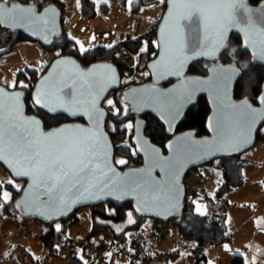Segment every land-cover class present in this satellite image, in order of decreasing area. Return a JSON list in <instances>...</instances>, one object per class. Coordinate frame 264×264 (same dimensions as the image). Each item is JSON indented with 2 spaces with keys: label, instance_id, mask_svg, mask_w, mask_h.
Segmentation results:
<instances>
[{
  "label": "water",
  "instance_id": "water-1",
  "mask_svg": "<svg viewBox=\"0 0 264 264\" xmlns=\"http://www.w3.org/2000/svg\"><path fill=\"white\" fill-rule=\"evenodd\" d=\"M243 2L249 10L246 14H250L254 21H259V18L264 15V0L257 5H251L249 0H243ZM12 3L25 5L20 1ZM30 5L37 8L33 4ZM39 12L42 14V22L37 21L32 24H25L23 27L13 26L11 29L0 27L9 32H20L30 40L39 43L42 47H47L55 39H58L62 33L61 11L55 5L50 4L43 7ZM262 26L264 25L257 22L256 28H261ZM246 31L257 40L264 38L256 31L248 29L246 25L239 24L238 27L230 29L226 34L227 39L224 47L215 56H208L187 51L192 40V32L185 28L182 37L185 45V59L180 77L168 76L165 79H160L157 76L153 65L159 62V58L164 51L163 48L157 47L156 56L146 66L151 81L129 86L122 94V100L127 103L131 113L136 116L133 121V132L130 140L135 153L142 159L141 165L128 167L123 170L114 163V147L105 128L108 113L103 107V102L107 96L121 88L117 66L111 62L104 61L83 67L71 56L63 55L54 58L46 71L33 85L31 102L37 109L49 116H53L46 109L33 103L34 99L43 91L54 86L59 87L62 82L71 83V81L66 80L67 77L77 81V88L83 80L94 81L95 91L98 93L96 101L98 133L101 137L98 149L99 155L103 160H106L107 168L112 169V172L108 175L116 183H104L97 187H91L89 190L74 191L65 189L58 193L53 191L50 193V198L45 197L42 195L45 189L33 187V181L30 176L18 175L20 168L16 158L6 154L3 159H0V166L7 171L12 180L24 182L21 193L14 202L16 211L28 219L37 220L42 224H51L68 218L78 209L112 201L119 204L130 202L133 212L139 217L154 219L162 224L178 218L182 213L186 196L184 179L188 171L203 166L217 158L241 155L256 143V133L264 124V119L258 120L251 126V130H248L232 118L242 110L246 100L251 103L246 98L235 99L233 97L235 83L240 77V71L234 63H212L208 66L207 74L204 76L188 73L189 66L198 60L217 61L220 55L228 48L231 34H235L240 38L241 49L249 53L252 62L264 67V61H261L258 49L253 48L251 45L246 46V41L248 40V36L245 35ZM155 37L156 46L161 42H165L170 48L179 39L174 30L173 21L168 16L167 0L165 9L156 26ZM175 54L173 52V55ZM229 75L231 78L227 79L226 88L215 89L207 85L194 84L198 91L191 101L184 104L181 109V115L175 120H170L166 111L155 102L154 97L159 92L175 90L176 94L180 95L183 87L189 82L212 81L215 78L228 77ZM169 81H172V83L164 86ZM261 91H264V80L261 84ZM0 92L4 93L5 98L8 96H19L22 132L27 129L30 134L35 136L37 133H47L62 126L69 129L92 127L87 116L70 117L67 114L57 113V116H65L70 121L45 130L39 117L26 113L23 91L18 89L8 90L0 85ZM200 96L205 98L209 108L205 121L207 135L197 137L193 130L174 134L176 126L181 122L186 111L197 102ZM218 97H223L227 103L234 106L230 110V117L226 120L224 119V114L218 111ZM252 106L259 111H264V105L257 103ZM144 114L154 117L164 127L165 134L171 136L165 143V152L159 146L153 144L149 137L145 135L144 131L147 123L141 117ZM76 119L82 121H75ZM33 120L40 121L39 126L29 123V121ZM220 121H223V127H218V122ZM162 161H171V167L167 170H162L161 167L157 166ZM132 181H140L141 185L137 186ZM143 181L153 185L155 191L150 193L144 187ZM122 182H127V184L118 187L117 185H121ZM99 240H102V235L99 236ZM89 242L94 243V246L98 245V241L94 242L93 239Z\"/></svg>",
  "mask_w": 264,
  "mask_h": 264
},
{
  "label": "trees",
  "instance_id": "trees-1",
  "mask_svg": "<svg viewBox=\"0 0 264 264\" xmlns=\"http://www.w3.org/2000/svg\"><path fill=\"white\" fill-rule=\"evenodd\" d=\"M15 1H20L24 4L26 2L27 4H33L38 10L53 4L61 11L62 33L60 37L55 39L49 46L43 47L49 52H57L58 55L52 57L48 62L41 61L36 67L25 66L22 70H19L15 74L16 86L13 88L23 91L26 113L39 117L42 120L45 130L70 121L68 118L61 115L54 119L53 116H49L34 107L31 102L33 85L46 71L54 58L63 55L71 56L83 67H87L96 62L107 61L115 64L119 73H122L126 68L122 63H117V60L124 52H129L137 56L135 67L137 72H147V63L156 56V28L149 29L136 38L123 40L111 47L97 46L80 52L75 41L71 39L63 29L65 17L62 13L63 4L59 0H10V3ZM261 1L263 0H249V3L251 5H257ZM149 2L150 0H132L130 2V10L132 13H136L141 7L146 5L149 6ZM78 3L79 15L81 18L92 19L96 16L95 0H79ZM124 3L125 1L122 2L123 5ZM163 6L165 9V3ZM101 10L106 12L105 5L101 6ZM23 40L30 39L20 32H9L0 27V58L9 52L13 45ZM218 62L234 63L238 67L240 77L235 83L233 97L235 99L246 98L252 103L251 98L257 95L261 89V84L264 80V67L254 64L249 53L241 49L240 38L237 35L231 34L228 41V48L220 55ZM211 63L213 62L198 60L190 65L188 73L204 76L207 74V68ZM238 81L240 84L244 85L243 92H241L237 86ZM21 82L23 85H26V87L21 86ZM130 83L133 82L130 81L129 83L122 84L121 89L126 88ZM114 102L116 111L115 113L109 114L108 120L112 129H107V127H105L110 139L115 144L114 163L122 170L128 167H136L141 163L140 156L135 154L130 142H128V144H123L125 139L129 136L125 123L131 119L132 116L127 106L120 99L119 92L115 95ZM208 111L209 108L205 98L200 96L197 102L188 110L185 119L179 125V130L193 128L197 136L204 135L206 133L204 122ZM145 120L147 122L145 135L148 136L153 143L162 147L167 140L163 127L149 114L145 116ZM262 139H264V131H261V128H259L256 133V141ZM117 158L125 160L126 163L121 165L117 164ZM244 165L245 160L239 155L217 158L201 167L189 170L185 176L186 179L193 172H195L198 177H204L202 172L204 167H212L219 173L220 183L212 196L204 195L205 213L203 215H199L195 212L193 203L195 196L188 195L186 189L187 194L184 199L181 215L168 222L176 228L178 236L187 239V241L191 243L192 246L185 251H181L179 248H174L168 252L151 250L147 246V241H153L154 239L151 238L150 234H147V230L151 231L154 225H166L168 223L162 224L154 219L139 217L133 212L130 202L119 204L109 201L97 206L88 207L91 221L89 232L86 235L87 243L94 249L101 248L111 251L119 248L121 251L126 243L129 242L131 254L127 264H172L183 255L194 256V264H199L205 259L204 249L219 247L228 240L227 212L226 209L221 206L220 201L223 196L240 188L245 183L243 174ZM17 183H21V185L16 187L15 185ZM23 186V181H14L12 179L11 182L0 181V219L5 217L10 218L21 226L27 223L29 219L21 216L14 207V202L19 197ZM4 192L9 194L7 200L3 198ZM76 212L77 211L66 219L73 218L75 222L77 219ZM129 213L131 214L130 216ZM148 221L153 225L150 229L149 226L146 225ZM43 225L45 229L38 233L37 238L44 247L45 258H55L59 255V251L63 250L68 264H84L83 261L77 258V249L70 244V240L66 237L65 231L62 228L57 230V227H55L53 223ZM150 231L148 233H150ZM106 232L110 235L108 240L104 236ZM129 232H134L135 235L128 241L127 233ZM100 235L104 237L102 240H99ZM91 239H93L94 242L98 241V245L94 246V243H89ZM230 264H244L243 257L241 255H234L231 258Z\"/></svg>",
  "mask_w": 264,
  "mask_h": 264
},
{
  "label": "snow or ice",
  "instance_id": "snow-or-ice-1",
  "mask_svg": "<svg viewBox=\"0 0 264 264\" xmlns=\"http://www.w3.org/2000/svg\"><path fill=\"white\" fill-rule=\"evenodd\" d=\"M160 3H166V0H160ZM167 4L168 16L173 21L179 39L171 48L165 42L157 44V47L164 49L159 62L153 65L160 79L182 75L181 69L185 59L182 37L185 28L192 32L187 51L198 55L215 56L224 47L226 34L239 24H244L248 29L264 36V26L256 28L257 22L264 25V15L259 21H254L250 14H246L249 10L243 0H167ZM42 20L39 10L27 2L21 5L10 3V0H0V26L4 28L23 27L25 24ZM245 35L248 36L246 46L257 48L261 61H264V38L257 40L248 31ZM84 51L86 50L81 47V52ZM173 52L176 54L173 55ZM230 78L229 75L212 81L189 82L183 87L180 95H177L175 90L162 91L154 99L166 111L168 118L175 120L181 115L184 104L191 101L198 91L194 84L221 89L226 88V81ZM66 80L71 83L62 82L59 87L54 86L43 91L33 103L52 113L54 119L58 118L57 113L70 117L87 116L92 124L91 128L69 129L62 126L47 133H37L35 136L27 129L22 132L19 96L5 98L4 93L0 92V159L6 154L14 156L20 168L18 175L30 176L33 187L45 189L42 195L49 198L53 191L58 193L65 189L89 190L104 183H116L108 175L112 169L107 168L106 160L99 155L101 137L98 133V93L95 91V82L83 80L77 88L76 80L71 77ZM21 86L26 87L22 82ZM237 86L241 92L244 91V85L239 81ZM251 101L252 103H248L246 100L238 115L232 117L248 130H251V126L258 120L264 119V111L252 106L257 103L264 105V91H259ZM107 103L114 105L113 100H108ZM233 107L223 97H218V111L224 114L225 120L230 117ZM29 123L39 126L40 121L33 120ZM218 127H223V121L218 122ZM116 163L125 164L126 161L121 159ZM157 166L167 170L171 167V161H162ZM132 183L141 185L140 181ZM126 184L127 182H122L117 186ZM143 185L150 193L155 191L154 186L147 181H143ZM3 198L7 200L9 194L4 192ZM56 227L59 230V225Z\"/></svg>",
  "mask_w": 264,
  "mask_h": 264
},
{
  "label": "rangeland",
  "instance_id": "rangeland-1",
  "mask_svg": "<svg viewBox=\"0 0 264 264\" xmlns=\"http://www.w3.org/2000/svg\"><path fill=\"white\" fill-rule=\"evenodd\" d=\"M124 1L123 5L122 2ZM124 1L95 0L96 16L94 18L83 19L76 13L71 20L69 18L70 5L69 2L66 3L67 7L62 11L65 17L63 29L75 41L80 52L81 47L85 50L97 46L111 47L118 41L136 38L149 29L156 28L164 9L160 0H150L149 6L141 7L136 13H132L130 10V2L132 0ZM102 5H105L106 12L101 10ZM129 54L132 56V62L129 64L133 63L136 67L137 56L132 53ZM56 55H58L57 52H49L34 41L23 40L16 43L8 53L0 58V85L8 90H13L14 87L12 85L15 84V74L19 70H22L25 66L36 67L41 61L48 62ZM121 56L118 58L117 63L123 62ZM127 70L130 71V69ZM130 72L129 82H141L148 75L146 71L137 72L136 69ZM108 100L113 99L108 97L104 101L103 106L108 112L115 113V102L114 105L110 106L107 103ZM128 125L130 123L126 122L125 127L129 134L130 127ZM106 127L107 129H112L110 122H107ZM261 131H264V125ZM123 144H128L127 139H125ZM241 157L246 160L244 165L245 183L240 188L223 196L220 201L221 206L226 209L230 218L227 232L228 240L219 246L218 249L213 247L204 249L206 264H230V258L234 255H241L245 259L246 264H252L253 257L256 258L251 251V247L253 246V227L255 226V223L251 220V216L253 210H258L264 202V139L256 141L250 149L241 154ZM118 160L121 159L117 158L116 161ZM202 172L204 177H198L193 172L187 178L188 195L203 198L204 195L212 196L214 194L220 183L219 173L212 167H204ZM11 179L7 171L0 166V181L11 182ZM20 185L21 183H17L15 186L19 187ZM194 187H198V190L195 191ZM77 214L80 216L79 227L82 229L83 235H85L84 233L91 221L90 211L88 207L81 208L77 210ZM66 220L68 219L55 221L53 224L55 227L59 225V228H64L63 230L65 231V227L63 226ZM37 224L40 225L37 226ZM148 224H150V221L146 223V225ZM157 226L163 225H154V228ZM165 228L166 233L164 236L161 239H154L153 245L159 244V248L161 249H170L171 247L180 248L179 245L183 246V242H188L187 239L178 236L176 228L173 225L168 223L165 225ZM44 229V225L34 219H29L24 226L19 225L15 220L10 218L5 217L0 219V264H68L67 258H63V250L59 251V255L55 258L47 259L44 257V247L37 238L38 233ZM147 231L149 232L150 230ZM148 232L147 234L149 235L150 233ZM104 236L107 240L110 237L108 232L104 233ZM162 239L166 240V242L163 240L164 244L161 246L159 240ZM260 240L262 238H259ZM70 244L75 247L76 240L72 238ZM87 246L85 244L83 252L81 254L78 253L82 258L85 254L84 248ZM112 253L115 254L116 252L112 251ZM193 261L194 256H185L179 258L175 264H192ZM257 263L264 264L263 259H258Z\"/></svg>",
  "mask_w": 264,
  "mask_h": 264
},
{
  "label": "crops",
  "instance_id": "crops-1",
  "mask_svg": "<svg viewBox=\"0 0 264 264\" xmlns=\"http://www.w3.org/2000/svg\"><path fill=\"white\" fill-rule=\"evenodd\" d=\"M59 1L63 4V9H65L67 7L66 3L69 2V5H70V7H69V9H70L69 10L70 11L69 12V18H70V20H71L72 17L74 18L76 13H78V15H79V9H78L79 0H59ZM107 12H108V8H107ZM101 13H102V11H101ZM104 16H105V14H104ZM66 34L69 36V33L66 32ZM121 41H118L117 43H119ZM245 163H246V160H245ZM243 174H244V168H243ZM244 177H245V174H244ZM245 180H246V178H245ZM261 181H263V180L261 179ZM193 203H194V207H195V212L197 214H199V215H203L205 213V201L203 200V198L195 197L194 200H193ZM76 217H77V219H76L75 222H74L73 218L66 220V222H65L63 227H65V231H66V234H67L66 237L69 240H71L72 238H74L76 240L75 248L77 249L76 256H77L78 259L83 261L84 264H110V263L127 264L129 262V256L131 254V250H130V247H129V242L126 243V245L123 247L121 252L119 251V252H117L115 254L112 253V251H110V250L105 251V250H103L101 248H96L95 249V258L92 259V260H88L86 258V256H85V254L83 256L84 259L81 256H79L78 253L81 254V252H83V247L87 243L86 235L89 232L90 223H89V226L87 227V229H86V231L84 233L85 235H83V233H82L83 231L79 227V225H80V216L77 214V212H76ZM251 220L255 223V226L253 227V231H254L253 236L254 237L252 236V239H253L252 245L253 246L251 247L252 248L251 251L256 257V258L253 257V263L252 264H258L257 263L258 259H263V263H264V202L260 205L258 210H256V209L253 210V213H252V216H251ZM229 222H230V218H229V216L227 214V227H228ZM38 225H40V224H37V226ZM148 225H149V227L153 226L151 223L148 224ZM134 235H135L134 232L127 233L128 241L130 239H132L134 237ZM103 238L104 237L102 236V239ZM259 238H262V240L259 241ZM163 240L164 239L159 240L160 241L159 243H160L161 246L164 244V241L166 242V240H164V241ZM147 246L151 250H157V251H160V252H168V251H171V250L174 249L173 247H171L170 249H161V248H159V244L158 245H156V244L153 245V241H151V240L147 241ZM179 246H180L179 249L181 251H185L188 248H190L192 245H191L190 242H187V243L183 242V246L182 245H179ZM216 249H218V247H216ZM25 254H28V253H25ZM62 255H63V258H66L64 253H62ZM189 256L190 255H188L186 257H189ZM181 257H185V256L183 255ZM181 257H179V258H181ZM176 261H174L172 264H175ZM230 261H231V258H230ZM230 261H229V263H230ZM260 261L262 262V260H260ZM243 262H244V264H246V261H245L244 258H243ZM192 264H194V261L192 262ZM199 264H206L205 259H204L203 262H200Z\"/></svg>",
  "mask_w": 264,
  "mask_h": 264
},
{
  "label": "flooded vegetation",
  "instance_id": "flooded-vegetation-1",
  "mask_svg": "<svg viewBox=\"0 0 264 264\" xmlns=\"http://www.w3.org/2000/svg\"><path fill=\"white\" fill-rule=\"evenodd\" d=\"M231 36V35H230ZM124 53H127V52H124ZM123 55V54H122ZM213 63H218V60L217 61H215V62H213ZM222 63V62H221ZM123 64V63H122ZM212 64V63H211ZM210 64V65H211ZM224 64H226V63H224ZM124 65V64H123ZM135 67V66H134ZM125 68H127V67H125ZM128 69V68H127ZM133 70H135V69H133ZM132 69H130V71H133ZM130 71H128L130 74H131V72ZM125 72H127V70L125 69L122 73H119L120 74V80H121V85L122 84H126V83H129V81L128 82H126L125 80H123L124 78H123V75L125 74ZM148 74V73H147ZM151 81V79H150V77H149V74L147 75V77L144 79V80H142L141 82H138V83H135V82H133V83H130L127 87H129V86H132V85H138V84H143V83H146V82H150ZM171 83H172V81H171ZM170 82L169 83H166V84H164V86H167V85H169V84H171ZM126 87V88H127ZM126 88H124V89H119V90H116V91H113V92H111L108 96H107V98L108 97H110L111 99H113V101H114V98H115V95L119 92L120 93V99L122 100V94H123V92L125 91V89ZM260 91H261V89H260ZM106 98V99H107ZM105 99V100H106ZM122 102L127 106V108L129 109V112H130V115L132 116L131 117V119H129L128 121H127V123L129 122L130 123V125H131V127H130V130H129V136H128V138H127V141L128 142H130V144H131V136H132V132H133V121H134V119H135V115L134 114H132L131 113V110H130V108H129V106L127 105V103H125L123 100H122ZM104 103V102H103ZM256 105V104H255ZM104 107V106H103ZM192 107V106H191ZM190 107V108H191ZM105 108V107H104ZM189 108V109H190ZM188 109V110H189ZM188 110L186 111V113H185V115H184V117H183V119L181 120V122L176 126V128H175V132H174V134H178V133H181V132H184V131H187V130H193V131H195L193 128H186V129H183V130H179V125L183 122V120L185 119V117H186V114H187V112H188ZM107 111V110H106ZM107 113H108V118H107V121H106V123L108 122V120H109V114H110V112H108L107 111ZM208 113H209V111H208ZM146 115H148V114H144V115H142L141 117L145 120V116ZM208 115V114H207ZM207 118V117H206ZM75 121H82V120H80V119H76ZM146 121V120H145ZM205 121H206V119H205ZM68 122V121H67ZM147 123V122H146ZM161 125V124H160ZM264 125V124H263ZM263 125L260 127V128H262L263 127ZM162 126V125H161ZM105 127H106V125H105ZM163 127V126H162ZM204 128H205V122H204ZM163 129H164V127H163ZM146 130V129H145ZM206 131V130H205ZM144 133H145V131H144ZM164 134H165V130H164ZM195 134H196V131H195ZM166 135V134H165ZM205 135H207V132L204 134V135H202V136H205ZM167 136V140L164 142V144H163V146L162 147H160L161 149H162V151L163 152H165V149H164V146H165V143L170 139V137L171 136H168V135H166ZM197 136V135H196ZM202 136H197V137H202ZM148 137V136H147ZM150 139V138H149ZM111 142H112V140H111ZM152 142V141H151ZM153 143V142H152ZM112 144H113V147H115V144L112 142ZM153 144H155V143H153ZM132 145V144H131ZM156 145V144H155ZM158 146V145H157ZM132 147H133V145H132ZM133 150H134V147H133ZM134 152H135V150H134ZM136 154V153H135ZM137 155V154H136ZM141 158V157H140ZM141 163H142V159H141ZM141 163L139 164V165H141ZM138 165V166H139ZM137 167V166H136ZM201 167V166H200ZM189 172V171H188ZM195 173V172H194ZM187 175V174H186ZM186 178L184 179V184H185V188L187 189V185H186Z\"/></svg>",
  "mask_w": 264,
  "mask_h": 264
},
{
  "label": "built area",
  "instance_id": "built-area-1",
  "mask_svg": "<svg viewBox=\"0 0 264 264\" xmlns=\"http://www.w3.org/2000/svg\"><path fill=\"white\" fill-rule=\"evenodd\" d=\"M122 57V63L124 64L125 67H127L128 69H133L134 68V64H129L130 62H132V56L129 53H123ZM129 70H127V72H125V74L123 75V78L128 82L129 81V75L130 73L128 72ZM194 190L197 191L198 187H194ZM166 233V228L165 225L163 226H157L154 229H152L150 231V236L153 239H161L162 236H164V234ZM90 243V242H89ZM88 246L84 248V253L85 256L88 260H92L95 258V251L94 248L92 246H90L88 243H86ZM113 252H119V248H117L116 250H111ZM84 259V258H83Z\"/></svg>",
  "mask_w": 264,
  "mask_h": 264
},
{
  "label": "bare ground",
  "instance_id": "bare-ground-1",
  "mask_svg": "<svg viewBox=\"0 0 264 264\" xmlns=\"http://www.w3.org/2000/svg\"><path fill=\"white\" fill-rule=\"evenodd\" d=\"M190 67V66H189ZM170 82V81H169ZM171 83V82H170ZM187 194V193H186ZM159 255V254H158Z\"/></svg>",
  "mask_w": 264,
  "mask_h": 264
}]
</instances>
